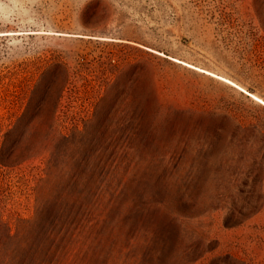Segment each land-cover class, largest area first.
<instances>
[{
    "label": "rangeland",
    "instance_id": "374dc122",
    "mask_svg": "<svg viewBox=\"0 0 264 264\" xmlns=\"http://www.w3.org/2000/svg\"><path fill=\"white\" fill-rule=\"evenodd\" d=\"M0 264H264V0H0Z\"/></svg>",
    "mask_w": 264,
    "mask_h": 264
}]
</instances>
